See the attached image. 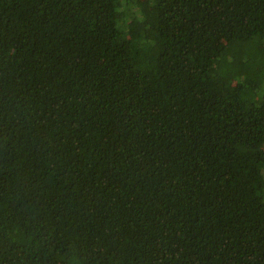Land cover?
<instances>
[{"label":"trees","instance_id":"16d2710c","mask_svg":"<svg viewBox=\"0 0 264 264\" xmlns=\"http://www.w3.org/2000/svg\"><path fill=\"white\" fill-rule=\"evenodd\" d=\"M0 264H264V0H0Z\"/></svg>","mask_w":264,"mask_h":264}]
</instances>
